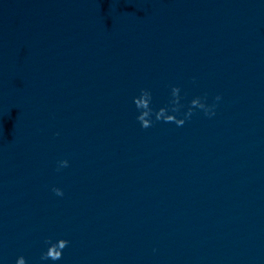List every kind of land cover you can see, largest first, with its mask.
Returning a JSON list of instances; mask_svg holds the SVG:
<instances>
[{"label": "clouds", "instance_id": "9594fccd", "mask_svg": "<svg viewBox=\"0 0 264 264\" xmlns=\"http://www.w3.org/2000/svg\"><path fill=\"white\" fill-rule=\"evenodd\" d=\"M180 89L179 87H172L171 89V96L172 99L170 101L171 108L170 111L173 114L169 113V108L161 107L158 111H155V120L160 121L163 120L166 123H172L174 122L177 126H183L185 123V120L190 118L193 112V109H202L205 112V115L207 116H214L215 111L213 106H208L204 102H202V99L200 97L194 98L191 101L190 107L188 108L187 112L184 113V118H177L176 113H179L180 108L182 105L179 104L180 98ZM151 92L147 89H141L140 95L138 97L133 98V102L136 106V108L139 110V115L137 116V120L139 121L142 128H149L153 124V120L151 119L153 115V109L149 106V100H151ZM217 101L221 99L220 96H216L215 98ZM167 113V114H166ZM68 167V161L67 160H61L59 161V166L57 168V171H59L62 168ZM52 191L57 196H63L64 193L60 188H53ZM50 246L48 247L46 253H44L41 256L42 260H48L51 259L53 261L59 260L62 258V250L66 248L69 244V241L65 239H59L55 243H52L50 240L46 241ZM16 264H26V260L23 256H20L16 260Z\"/></svg>", "mask_w": 264, "mask_h": 264}]
</instances>
